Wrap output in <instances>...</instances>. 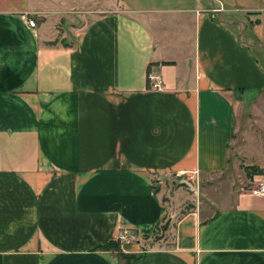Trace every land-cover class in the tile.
Listing matches in <instances>:
<instances>
[{"label":"crops","instance_id":"1","mask_svg":"<svg viewBox=\"0 0 264 264\" xmlns=\"http://www.w3.org/2000/svg\"><path fill=\"white\" fill-rule=\"evenodd\" d=\"M167 2L0 0V264H264V47Z\"/></svg>","mask_w":264,"mask_h":264},{"label":"built area","instance_id":"2","mask_svg":"<svg viewBox=\"0 0 264 264\" xmlns=\"http://www.w3.org/2000/svg\"><path fill=\"white\" fill-rule=\"evenodd\" d=\"M28 25L34 26L35 21L33 19H28ZM147 82L150 88L152 89H161L162 87V78L161 75L153 71L147 72ZM250 193L254 195L264 194V184L259 183L252 188H250ZM133 238L132 232L123 230L120 231L117 235V241L119 244L127 242L129 239Z\"/></svg>","mask_w":264,"mask_h":264},{"label":"water","instance_id":"3","mask_svg":"<svg viewBox=\"0 0 264 264\" xmlns=\"http://www.w3.org/2000/svg\"><path fill=\"white\" fill-rule=\"evenodd\" d=\"M212 2V10H213V16L217 17L219 20H221L222 22L226 23V24H235L239 27V32H238V35H237V39L247 45H250V46H261V47H264V42L262 41H255V40H246L243 38L242 36V32L243 30L245 29V24L241 21H236V20H232V19H229L227 18L219 9V7L217 6V4H215L213 2V0H211ZM180 184L182 183H185V184H188L191 186V183L182 178L180 181H179Z\"/></svg>","mask_w":264,"mask_h":264},{"label":"rangeland","instance_id":"4","mask_svg":"<svg viewBox=\"0 0 264 264\" xmlns=\"http://www.w3.org/2000/svg\"><path fill=\"white\" fill-rule=\"evenodd\" d=\"M113 1L114 3L118 2L120 5H127V6H132V7H143V6H146L147 4H150L153 2V4H155L154 2H159V4H155L154 6H162L160 3L161 2H164L165 3H169L167 2L168 0L166 1H160V0H146L147 2H145L144 0H111ZM174 1V0H172ZM259 132H262L264 133V131H259ZM161 230V229H160ZM160 233V232H159ZM163 233V231H162ZM133 240V239H132ZM126 243V242H125ZM120 245V244H119ZM120 249V247H119Z\"/></svg>","mask_w":264,"mask_h":264},{"label":"trees","instance_id":"5","mask_svg":"<svg viewBox=\"0 0 264 264\" xmlns=\"http://www.w3.org/2000/svg\"><path fill=\"white\" fill-rule=\"evenodd\" d=\"M159 228L163 231L167 228V223L162 224L159 226ZM157 237V236H156ZM95 249H101V250H115L119 252L121 255L123 254L122 251L119 249V243L117 241H110L103 245L96 246ZM120 255V256H121Z\"/></svg>","mask_w":264,"mask_h":264}]
</instances>
